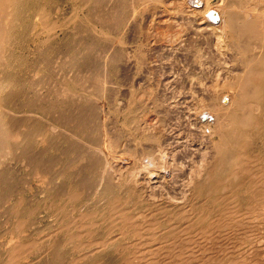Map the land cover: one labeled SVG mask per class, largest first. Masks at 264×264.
Segmentation results:
<instances>
[{"label":"bare ground","instance_id":"6f19581e","mask_svg":"<svg viewBox=\"0 0 264 264\" xmlns=\"http://www.w3.org/2000/svg\"><path fill=\"white\" fill-rule=\"evenodd\" d=\"M68 1L72 9L60 18L58 0H0V219L7 228L0 234V264H264V0ZM170 3L173 22L163 25L170 32L157 29L156 43L162 47L168 36L175 52L181 46L187 53L190 67L204 68L198 74L183 72L189 80L197 77L201 83L216 68L198 119L208 133V158L199 156L201 170L185 186L190 195L182 203L151 200L137 181H116L110 160L96 186L99 162L80 143L94 146L102 138L95 151L105 149L109 158L126 163L136 160L145 172L155 166L156 156L157 167L173 162V170L183 169L174 155L177 146L165 138L169 125L166 97L159 93L161 74L154 80L148 70L149 86L142 92L151 97L149 109L135 85L128 86L124 110L127 103L120 107L114 98L118 67L132 62L134 78L140 74L152 55L145 50L152 30L162 25L159 11L167 13L163 7ZM80 8L83 21L76 15ZM134 21L138 41L128 42ZM186 23L196 36L194 45L184 40ZM81 29L87 36H80ZM58 30L68 31L57 43ZM206 35L214 52L207 58L211 65L202 53ZM61 43L70 54L65 52L56 76L67 71L56 79L50 64ZM31 46L36 59L28 62ZM107 107L114 119L124 116L122 126L131 125V146L119 144L125 135L102 112ZM147 111L158 119L152 129L139 124L137 115ZM25 187L45 195L25 200ZM39 211L44 213L40 221L49 222L37 228Z\"/></svg>","mask_w":264,"mask_h":264},{"label":"rangeland","instance_id":"374dc122","mask_svg":"<svg viewBox=\"0 0 264 264\" xmlns=\"http://www.w3.org/2000/svg\"><path fill=\"white\" fill-rule=\"evenodd\" d=\"M63 1H64V3H63ZM58 3H59L58 6H60L59 12H58V13H60V18L61 17L66 18L67 15H69V13H70V11L72 9L71 3H69L68 0H58ZM170 4L171 5L168 4L167 7H165V8L163 7V9H165L166 12H167L165 14L162 13V7H161V10L159 11V14H158V17L157 18H158V21L162 25L159 28H156V31H154L155 29L152 28V29H154V30H152V32L154 34L157 31H159L160 29L161 30H160V32H158V34H166L167 32H170L169 30L166 32V29L167 28L166 27L165 28L163 27V25L169 27L168 23L170 24L171 22H173V19L171 20V15L173 13H172V11L170 9V8H172L173 3H170ZM62 9H64V10H62ZM62 11H63V13H62ZM84 13L85 12L83 10H81V8H80V10L78 9V11H76V15H78V18L80 17L79 19L81 21H83ZM145 15L147 16V18L148 17L150 18V16L152 15V13H151V15H150V13L145 14ZM154 16L156 17V15H154ZM144 19L146 20V18H144ZM178 19H179V17L177 16L175 20L176 21H180V19L179 20ZM135 21H136V18H135ZM137 21H139V23H141V25H142V21H143V26L144 27L145 26L146 27H151V24L148 23V22H146V21H144V20L137 19ZM136 22L135 23H132L131 22L132 25L129 27V31L127 32V36H126V39H128V42H129V40H130V42H133L134 40L135 41L136 40L138 41V39H136L137 38L136 37L137 35L134 33L135 32V30H134L135 29V26L134 25L136 24ZM145 22L147 24H145ZM137 24H138V22H137ZM148 24H150V25H148ZM83 27H85V26H83ZM185 27H186L185 28L186 31H185L184 40L185 41L187 40L186 43L187 42L190 43V44L187 43V45H194L195 42H196L195 41L196 36H194L193 33L191 32V30H190L191 29L190 24L189 23H186V26ZM130 28H131V30H130ZM157 29H159V30H157ZM164 29H165V31H163ZM82 30L83 29L79 30V32L82 31ZM65 31H68V30H65ZM65 31H62V32L59 31V30L57 31V37H58L57 40H56L57 43H58L59 37H60L59 41L61 39H66L67 35H66ZM161 31H163V32H161ZM83 33H84V30L81 33H79L80 36H85L86 35V34H83ZM153 33H152V35H153L152 37H154V38H152L153 40H151V42L149 43V45H146V47H145V50L147 49L146 50L147 51L146 53H149V54H152V55H149V58H147V60H145L144 63L142 64V67L144 69L141 70L142 73L140 72V74H139L140 76L138 75L137 77H135L137 79L134 78V74H135V69L134 68H135V66H134V64L132 62L129 61L130 62L129 64H128V62L125 63V64L123 63L122 66H119L120 68L118 67V71L120 69V71H122V72H118L117 81L119 82L118 83V86H119L118 89L119 90H118L117 93L115 92V97L114 98L117 99V100L119 99L120 102L119 101H116L117 102V105L119 104V106H120V104L122 106L123 103H124V105H125V103H127L125 106H122V107L120 106L122 108V110H124L125 108H127V105H128L127 96H126V95H128V92H127L128 86H130V85H133L134 86L135 85L134 87L140 88L139 91H141V93L139 95L140 97H138L139 98V101L143 102L144 106L147 109H149L150 102H151V97L148 98V95L145 96V94H143L142 90L143 91L146 90L148 88V86H149V81L150 80H148L146 78V77H149V71H150V75H151V71L152 70L153 71L156 70L157 67H158V69L160 68L159 70L157 69L156 71H158V72L161 71V73H158V72L155 73L156 71H154V72L152 71V75L149 78H151V79L154 78V80L155 79L157 80V77L159 79V76L161 74V77L159 79L160 80L159 90H161V91L159 93H160V96L162 95V96L166 97V101L167 102L163 106V107H165V109H163V111H165L167 109V112H166V115H165V117H166L165 118L166 119L165 121L169 125V126H167L165 138L166 139L168 138L167 141L170 139L168 142L170 143V141L171 142L173 141L172 144H174L175 146H177L176 147L177 150L174 151L175 152L174 155L176 154V156H177V159L176 160H178L179 162H181V165H180L181 167L179 166V168H183V169L180 171V173L177 172V171H175V170H173V164H172L173 162H170L171 166H167V164L165 166L162 165L164 163H162L161 166L159 165V167H162L163 166V170L158 171L157 169H159V167H157V166H158V164H160L161 160L159 159L158 156H156V158H155L156 161H153L154 162V165H155V166L153 165L154 166L153 167L154 169L151 166H149L147 172L149 171V169H151L152 172H148L147 173L144 170H142L143 166H140L142 164H140L136 160H134V161L130 160V162L126 163L127 160H125V159L122 160L118 156L115 157V158H109L108 157V154H106L105 149L104 150L95 151L94 148H98V146L99 147L102 146V143H103L102 138H98V140L95 142V144L97 146L95 144L93 146L92 143L90 145H88V144H86L85 142H82V141L80 143H81V147L84 150L88 151L89 153L94 154L95 155V158L99 162L98 163V170H96V172H95L96 173L95 174L96 186H99V184L103 182V180H102V178H103V171H105V173H106V171L108 169L107 163H109V160H110V163H111V166H112L111 170L114 169V172H113L112 177L113 178L116 177L115 178L116 181H121V180H123V178H127V179L129 178L128 181L131 184L134 181H137V184L141 188L146 189V194L150 197L151 200H155V201H166V200L168 201V200H170L171 202L182 203L184 200L186 201L187 198L190 195L186 191L187 188H185V186L187 187L189 183L193 182L195 180V178L197 177L196 175H198L197 173L201 170V164L202 163H201V160H199V156L205 155L206 154V151H207L206 150L205 142H206V140L208 138V133L198 123V119L201 116V112H204V109H203V107H204V98H203V96L206 95V93L208 92L207 91L208 88H209L208 86H210V84H212L211 82L213 81V78L215 77L213 75V72L216 71V68H210L209 69V72H211L212 75L211 76L206 75L207 77H205V79L201 83H199V82L196 81L197 77H192L190 80L187 79L186 78V74H184V73H186L188 70L191 73H193V74H198V72L199 71H202L204 68H201V67L199 68V67H196L194 65H192L194 68L193 67H190V63H189V60L187 59V55H185L187 53H185V51L182 50V47L179 46V44H178V46H179V49L181 48V50H177L176 49V52H175V49H173L174 48L173 47L174 44L173 43H172L173 45L170 44L171 43L170 42L171 40L168 41L169 40V39H167L168 36H165L164 37V39H163L164 41L162 40V42H163L162 45L163 46L162 47L159 46L158 42L156 43V41H158V39L155 40V38L157 37L156 36L157 33L155 35ZM79 34L76 35L77 38H78ZM131 34H132V36H130ZM61 36H62V38H61ZM145 39H146V37H145ZM203 39L206 42L202 46V48H203L202 49V53L205 54V51H206V55H205L206 60L205 61L208 62L207 61L208 60L207 58L209 57V55L210 56L213 55L214 52L208 46V45H210V40L208 39L207 35L205 37H203ZM146 40H144V38L141 37V41L142 42L145 43ZM153 42H155V43H153ZM164 42H165V45H164ZM131 44L128 47L134 46L135 45V42H134V45H131ZM147 44H148V42H147ZM61 45H62V43L59 44V47L60 48H59L58 54H56V58L53 59V63L50 64V71L54 74L55 77H57L56 76V71H57L58 65H60V63L63 62V60H65V56L64 55L67 56V54H70V53H68L67 49L65 47H61ZM33 48H34V46H31V53H30V55L28 54L29 55L28 56V58H29L28 59V62L29 61L31 62L34 59H36L35 56H36L37 49H33ZM149 48L151 49V51L153 53L150 51ZM160 50H162V51H160ZM82 51L80 52V54H81V56H82V54L84 56L86 54V52H82ZM84 51H86V50H84ZM172 51L174 52V55L172 54ZM65 52H67V54H65ZM153 54H154L155 57L153 56ZM178 55L180 56L179 59H178V57H179ZM33 56H34V58H33ZM77 56L80 57L79 54H77ZM147 56H148V54H146V57ZM150 56L152 57V59L155 58V60L152 61V59H151ZM181 57L184 58V59H182ZM62 58H64V59H62ZM176 59H177V61H176ZM157 60H159V62H157ZM149 61L150 62H154L156 65L154 63L153 64L149 63ZM148 63L150 65H148ZM180 64H182V65H180ZM36 65H38V64H36ZM159 65H161V66L159 67ZM147 66H149V67H147ZM151 66L152 67L154 66L155 68L153 67L154 69H151L150 70V68H152ZM38 68H39V65L37 67H35V68H32L31 67V69H33V71L36 70V69H38ZM65 69L63 68V71L59 72V77H57L56 79H59L61 77L60 75H61L62 72L67 71V69L66 70ZM184 69H185V71H184ZM207 69L208 68L205 69V72H207ZM145 70L146 71L149 70V71L147 72L148 74H145V76H144V73H146ZM181 70H182V72H181ZM85 72H88V71H84V72H82V74H86V76H88L87 73H85ZM28 73H31V72L29 71ZM119 73H120V76L122 75L121 77L119 76ZM70 74L71 73L69 72V69H68V72H67L66 76L68 75V78H71L72 75H70ZM72 74H73V72H72ZM121 79H122V81H121ZM187 80H189V81H187ZM146 81H148V82H146ZM133 82H135V84ZM120 85H122V87ZM112 87L114 89L117 88V86L116 87L115 86H112ZM123 90L125 91V93H124ZM46 91H48V90L46 89ZM204 91H205V93H203ZM202 93H203V95H202ZM41 94L42 95L44 94V96L47 95V93L45 92V89H44V91L41 92ZM29 95L31 96L32 94L30 93ZM30 96H29V98H32ZM116 96H117V98H116ZM81 97H83V96H81ZM48 98H50L49 100H53L54 99L51 96L48 97ZM43 99H45V98L43 97ZM201 101L203 102V104H201ZM119 106H117V109L118 110L121 109ZM107 110L109 111L108 107L107 108H103V111L102 112L104 114H107L108 113L109 122L110 123L112 122L111 124L113 126L116 125V127H117L116 128L114 126V129H116L118 131L117 133H119V134H121L123 136L125 135L124 136V140L122 141V143H119V144H124L125 145V143H126L127 145H130L131 146V144L128 142L130 140V130H131L130 127H131V125L130 126L128 125L129 126L128 128H127V126H122L124 116L123 115L122 116H118V118L114 119L115 117L112 116V115H109V112H107ZM137 116H138V119H139V124L142 127H149L151 129L153 127H156V123H157L158 119H157V117L155 115L153 116L150 112L147 111L145 114L139 113V115H137ZM141 116H142V118H141ZM100 117H101V115H100V113H98L97 114V122H98V124H100V122H101ZM121 119H122V121H121ZM118 123L121 125V127H120V125ZM117 124L119 125V127L121 129L118 127ZM152 124H153V126L150 127V125H152ZM119 129L121 130V132H120ZM126 130H128V131H126ZM126 132H128V133H126ZM123 148H124L123 145H120L119 146V150L120 151L123 150ZM168 152L169 151H167V155H168ZM121 155H126V154L120 153V156ZM205 157H206V160H207L208 157L206 155H205ZM157 161H159V162H157ZM139 167L141 169L138 170ZM135 168H137V169H135ZM137 170H138L139 173H137ZM130 171H131V174H130ZM132 172H133V175H132ZM151 174H152V176H151ZM180 183H181L182 186L180 185ZM25 188H23V195L25 197L24 198L25 200H26V198H27L28 201L37 200L38 198L39 199L43 198L44 195H45L44 194L43 196H41L42 194H40V196H39V192H37V191H33L32 192L33 194H32L27 188H26L27 190ZM29 192H30V194H29ZM34 193H35V195H34ZM18 194H20V193H18ZM27 196L28 197L30 196V197L28 198ZM33 196H34V198H33ZM35 198H37V199H35ZM42 215L44 216V213L41 212V211H39L37 213V215H36L35 223L36 224H37V222L39 223V224L36 225L37 228L39 226H46V225H48V222H49L48 219H44V220L40 221L41 218L43 217ZM38 217H40V219ZM3 220H4V218L0 219V226L2 225L1 222H3V224H4V226L0 227V232L4 231V233H5V230L7 228H6V225H5V222H4L5 220L4 221ZM36 220H38V221H36ZM36 226L34 225V227H33V228H35V230L37 229ZM3 227H4V230H3ZM4 233L2 232L0 234H4ZM5 238H7V236Z\"/></svg>","mask_w":264,"mask_h":264}]
</instances>
